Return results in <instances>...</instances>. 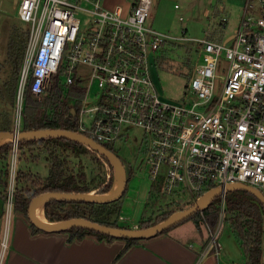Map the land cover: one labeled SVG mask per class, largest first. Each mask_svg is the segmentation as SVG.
Returning a JSON list of instances; mask_svg holds the SVG:
<instances>
[{
  "label": "built area",
  "instance_id": "built-area-1",
  "mask_svg": "<svg viewBox=\"0 0 264 264\" xmlns=\"http://www.w3.org/2000/svg\"><path fill=\"white\" fill-rule=\"evenodd\" d=\"M129 2L125 10L108 9L103 0H21L19 15L30 28L15 132H21L31 77L40 101L54 82L82 89L79 133L102 145L115 144L138 128L144 166L152 185L162 181L161 193L185 191L194 204L204 197L210 205L221 197L214 229L199 210L200 227L207 232L203 256L221 257L227 187L245 184L264 194V0H246L239 28L221 41L156 31L147 26L155 0ZM82 14L89 18L83 20ZM226 26L224 19L219 30ZM178 42L192 43L196 57L184 96L169 101L160 96L151 70L158 53ZM93 87L98 92L91 99ZM11 142L15 169L19 142ZM13 193L9 185L0 264L9 242Z\"/></svg>",
  "mask_w": 264,
  "mask_h": 264
},
{
  "label": "trees",
  "instance_id": "trees-1",
  "mask_svg": "<svg viewBox=\"0 0 264 264\" xmlns=\"http://www.w3.org/2000/svg\"><path fill=\"white\" fill-rule=\"evenodd\" d=\"M219 31L221 32L222 30ZM27 36V31L21 35L19 34L17 40L13 41L9 46L8 57L11 61L15 62L17 73L5 84L10 87L9 93L13 102L15 101L17 93ZM223 39L224 37L221 36L218 38L220 41ZM170 45L173 47L172 49H168ZM174 46L181 47V45H177V43H169L164 50H162L161 56L159 55L158 57H162V59L169 58L176 50ZM161 62L162 60H159V64L162 65L163 63ZM34 81L35 80L31 77L25 89L21 131L61 129L80 132L78 116L74 117L72 111L74 110L76 113L79 112L82 98L84 97V91L75 86L65 88L54 82L51 88L44 92L43 99L40 101L33 93ZM8 129L10 128H2V130ZM103 145L108 150L117 154L114 149V144L104 143ZM12 149L13 143L11 141L0 145V196L5 201L7 200L10 183ZM18 149L19 152H21L20 157L26 156L30 159L36 158L35 161H37L38 156H35L33 153L38 149L46 154L45 160L49 163L48 175L44 177L39 174H34L29 170L26 171L23 168L17 170L13 193L14 209L23 213L28 218L30 203L36 196L49 192L91 193L95 191L96 194H108L113 189L116 173L115 168L112 163L102 155L97 159L100 161L101 167L104 170V176L96 188L89 185V179H87V174L81 161L79 160L77 166L73 158H80L82 155L93 153L98 156V153L78 141L65 137L22 139L18 143ZM126 171L129 181V178L134 173L131 165H129L128 168L126 167ZM161 188L162 181L153 184L150 198L159 194ZM248 195L249 198L241 199L236 202H230L228 197H226V215H229L226 221L228 220L231 223L232 231L244 250L245 264H262L264 204L254 195L249 193ZM119 200L108 204H97L79 200L53 199L45 203L44 213L46 219L50 223L72 218H85L116 229H130L128 225L119 222L120 214L117 206ZM179 209H165L160 212L155 219L151 217L143 218L138 223L137 228L148 229L154 227L167 220ZM181 210L184 209L181 208ZM219 213L220 202H212L204 210L206 220L212 229L217 225ZM189 219L193 220L197 227L200 228L202 216L199 211L183 219L181 222ZM175 226H177V224ZM33 227L37 231L40 230L34 224ZM170 229H166L160 234L166 233ZM62 232L68 233L70 239H82L85 236L92 235L99 239L125 240L127 245L124 252L140 239L115 237L86 227H72Z\"/></svg>",
  "mask_w": 264,
  "mask_h": 264
},
{
  "label": "rangeland",
  "instance_id": "rangeland-1",
  "mask_svg": "<svg viewBox=\"0 0 264 264\" xmlns=\"http://www.w3.org/2000/svg\"><path fill=\"white\" fill-rule=\"evenodd\" d=\"M20 2L21 0H0V131L5 127L13 131L17 129V93L13 102L9 93L10 87L5 83L17 73L15 62L8 57L9 46L17 40L19 34L21 35L30 28V23L20 18ZM245 3L246 0H156V3L151 7L147 26L175 37L204 38L208 36L218 39L221 36L227 38L239 28ZM103 4L108 9L117 5L122 6L125 10L130 7L129 0H103ZM81 18L86 20L89 16L82 14ZM224 19L227 20V26L220 32L219 29ZM184 31H186L185 34ZM177 45H181V47L174 46L176 50L169 58L155 57L156 62L151 70L160 96L169 101L180 100L184 96L192 71L194 61L192 57H196L192 43L184 42ZM172 48L171 45L168 47V49ZM159 60H162V65L159 64ZM97 92L98 89L93 87L90 94L91 99ZM85 124L88 125L89 121L86 120ZM141 139L142 131L137 128L130 132L127 140L117 141L114 144V149L124 165L127 168L131 165L134 172L117 205L120 214L119 222L129 226L139 223L143 218L155 219L165 209L180 208L178 210L180 211L182 208L186 210L194 205L195 201V198L185 191L172 195L160 192L150 198L152 182L148 177L149 168H146L143 163L145 156ZM6 142H10V140H4L1 143ZM20 153L15 169L11 157V173L14 170L15 172L14 174L10 173V186L14 187L17 170L20 168L43 177L48 175L49 163L45 160V153L38 149L35 150L33 154L38 156L37 161H35L36 158L20 157ZM100 156V154L97 156L93 153L73 158L77 166L79 160L81 161L87 179H89V185L93 188L97 187L104 176V170L97 159ZM115 177L117 179L119 175L115 173ZM248 193L251 194L244 189H233L227 191L226 197L230 202H236L249 198ZM90 194L96 195L95 191ZM220 200L221 197H216L213 202L219 203ZM227 217H229L228 214L226 219H228ZM218 242L221 246L222 258L226 262L244 264V250L236 239L228 220L223 225ZM262 246L264 253V243Z\"/></svg>",
  "mask_w": 264,
  "mask_h": 264
},
{
  "label": "crops",
  "instance_id": "crops-1",
  "mask_svg": "<svg viewBox=\"0 0 264 264\" xmlns=\"http://www.w3.org/2000/svg\"><path fill=\"white\" fill-rule=\"evenodd\" d=\"M6 211L7 201L0 196V242ZM137 227L138 223L129 226ZM206 241V230L189 219L166 233L139 239L124 252L127 242L121 239H99L92 235L70 239L62 231H37L30 218L13 207L3 264H231L222 258V252L221 257L203 256ZM261 261L264 264L263 253Z\"/></svg>",
  "mask_w": 264,
  "mask_h": 264
},
{
  "label": "water",
  "instance_id": "water-1",
  "mask_svg": "<svg viewBox=\"0 0 264 264\" xmlns=\"http://www.w3.org/2000/svg\"><path fill=\"white\" fill-rule=\"evenodd\" d=\"M156 3V0H155ZM73 116H76V111H72ZM48 137H65L75 141H78L84 145H86L91 150L97 152L98 154L106 157L114 166L115 172L119 175L120 178V187L118 191L110 195L108 194H96L92 195L90 193H54L49 192L39 196H36L32 199L29 209L28 215L31 222L41 230L48 231V232H58L63 231L68 228L72 227H86L93 230H96L100 233L108 234L115 237H130V238H148L159 235L166 229H170L174 227L176 224L181 222L183 219L193 215L194 213L198 212L199 210H205L209 206V201H205L204 197L200 198L193 206L186 210H181L175 212L171 215L167 220L164 222L148 228V229H116L112 227H108L105 225L98 224L96 222L90 221L85 218H72L68 220H63L55 223L50 222H42L37 218L34 213V210L37 205L43 202L44 206L45 203L49 200H79L83 202H91L97 204H108L119 200L127 189L128 184V175L125 168V165L121 158L115 154L114 152L108 150L104 145L98 143L96 140L82 134L79 132L73 131H66V130H39V131H28V132H20L17 133L15 131L10 130H1L0 131V140H10V141H17L19 142L22 139H38V138H48ZM3 144V143H1ZM0 144V145H1ZM233 189H244L255 197H257L263 204H264V194L259 191L258 189L252 188L245 184H233L227 187L228 190ZM222 193V190L219 191L216 195ZM212 199V198H211Z\"/></svg>",
  "mask_w": 264,
  "mask_h": 264
},
{
  "label": "bare ground",
  "instance_id": "bare-ground-1",
  "mask_svg": "<svg viewBox=\"0 0 264 264\" xmlns=\"http://www.w3.org/2000/svg\"><path fill=\"white\" fill-rule=\"evenodd\" d=\"M2 141H4V140H0V143ZM116 180L117 181L115 182L114 187H113V190L111 191L110 195L115 194L118 191L119 187H120V178L117 177ZM43 207H44L43 206V202H41L39 205L36 206V208L34 210V213L37 216V218H39V220H41L42 222L46 223L47 222V219L44 216Z\"/></svg>",
  "mask_w": 264,
  "mask_h": 264
}]
</instances>
